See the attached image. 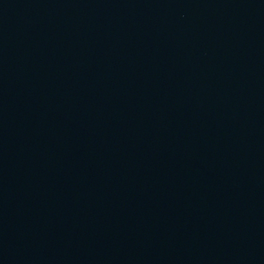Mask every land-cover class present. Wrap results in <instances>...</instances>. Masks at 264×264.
<instances>
[{
    "label": "water",
    "instance_id": "1",
    "mask_svg": "<svg viewBox=\"0 0 264 264\" xmlns=\"http://www.w3.org/2000/svg\"><path fill=\"white\" fill-rule=\"evenodd\" d=\"M0 264H264V0H0Z\"/></svg>",
    "mask_w": 264,
    "mask_h": 264
}]
</instances>
